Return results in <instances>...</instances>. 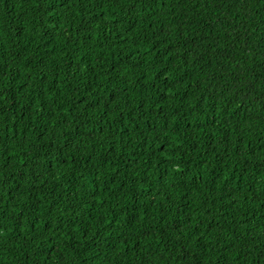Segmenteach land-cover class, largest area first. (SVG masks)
I'll use <instances>...</instances> for the list:
<instances>
[{
  "label": "trees",
  "instance_id": "trees-1",
  "mask_svg": "<svg viewBox=\"0 0 264 264\" xmlns=\"http://www.w3.org/2000/svg\"><path fill=\"white\" fill-rule=\"evenodd\" d=\"M0 264H264V0H0Z\"/></svg>",
  "mask_w": 264,
  "mask_h": 264
}]
</instances>
